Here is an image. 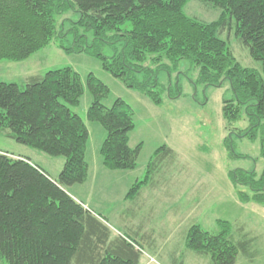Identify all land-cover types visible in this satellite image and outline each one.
<instances>
[{
	"label": "trees",
	"instance_id": "trees-1",
	"mask_svg": "<svg viewBox=\"0 0 264 264\" xmlns=\"http://www.w3.org/2000/svg\"><path fill=\"white\" fill-rule=\"evenodd\" d=\"M190 0H0V62H20L46 48L58 36L57 21L71 11L79 15L76 25L92 30L93 46H82L80 36L65 52H88L100 59L103 68L129 89L149 97L155 105L163 99L158 71L145 64L168 60L174 67L189 61L201 69L199 81L220 86L229 81L233 100H224L223 114L237 122L246 114L253 125L244 137L262 133L264 156V75L243 67L227 41L219 34L236 23L237 38L249 48L264 74V0H201L222 10L217 21L204 23L188 17L184 8ZM130 25V28L127 27ZM61 39V38H60ZM101 41L124 42L112 58L98 49ZM93 48L94 51L90 52ZM144 79L140 80L139 75ZM93 96L88 120L107 131L101 154L106 168L133 171L138 167L141 146L130 147L135 113L124 100L112 107L103 101L110 89L96 76L87 77ZM179 88V86H178ZM84 86L71 68L30 77L25 89L16 83L0 82V133L21 145L51 157L64 158L57 180L24 157L0 151V264H139L141 254L125 238L109 242V229L66 188L86 183L90 133L84 120L71 107L81 103ZM167 154L173 152L167 147ZM160 150V151H161ZM158 151V153L160 152ZM160 165L152 162L149 177ZM136 183L127 198L140 194L149 181ZM236 187L246 186L252 196L238 192L242 203L264 202V172L230 173ZM220 232L211 234L193 226L187 248L209 255L213 264H236L245 244L231 239L232 227L219 222Z\"/></svg>",
	"mask_w": 264,
	"mask_h": 264
},
{
	"label": "rangeland",
	"instance_id": "rangeland-1",
	"mask_svg": "<svg viewBox=\"0 0 264 264\" xmlns=\"http://www.w3.org/2000/svg\"><path fill=\"white\" fill-rule=\"evenodd\" d=\"M184 12L204 23L217 21L222 14L221 9L201 0H190ZM78 20L79 15L74 11L59 17V38L56 36L46 48L24 61L0 62V82L19 83L22 89L26 87L23 80L31 75L43 77L49 71L65 68L80 75L84 94L79 106L70 109L84 120L90 133L89 174L86 183L75 185L70 191L85 201L92 212L105 217L107 220L101 219L115 234L126 233L124 223L132 213L128 210L131 206L135 212L139 211V217H151L153 227L163 230L168 243L154 252L156 263L147 257L150 252L142 249V256L150 264H213L209 255L187 248V236L193 226L218 234L220 221L231 225V239L235 244H245L246 250L239 253L236 264H264V202L241 204L238 192L249 196L252 193L246 186L236 187L230 179V173L236 170L254 171L260 179L264 172L262 133L258 131L255 139L244 137L253 125L246 114L237 122L224 118V100L234 99L229 81L220 86L201 83V69L189 61L180 62L176 68L168 60L155 64L150 58L145 66L158 71L157 91L163 99L161 105H155L149 97L129 89L105 71L100 59L92 53H68L60 48L61 44L70 48L78 36L82 38L79 40L82 46L94 45V32L76 25ZM235 30L234 21L233 26L219 36L228 42L243 67L263 76L261 63L251 58L249 48L237 38ZM98 49L112 58L123 51L124 42L101 41ZM90 74L110 89V96L103 101L105 106L112 107L117 99H122L134 110L135 129L130 136V147L141 146V154L138 167L133 171H112L104 165L101 149L107 131L87 117L93 103L87 87ZM138 78L143 80L144 76L141 74ZM7 134V131L0 133V151L10 156L29 157L38 164V156L58 160L17 143ZM163 147L171 149L173 154L161 150ZM152 160H157L160 168L149 177ZM147 176L149 181L142 187V197L132 203L133 198H127L129 193Z\"/></svg>",
	"mask_w": 264,
	"mask_h": 264
},
{
	"label": "crops",
	"instance_id": "crops-1",
	"mask_svg": "<svg viewBox=\"0 0 264 264\" xmlns=\"http://www.w3.org/2000/svg\"><path fill=\"white\" fill-rule=\"evenodd\" d=\"M34 76H39V75H31V76L25 77V80H23V84H24V81L26 83V81L30 77H34ZM16 84H18L20 86L19 83H16ZM11 156L14 157L15 155H11ZM15 157L16 158L24 157V158L31 160V162L35 165H38L40 167L43 166L41 168H43L51 176V178L54 180L58 179V177H59L60 173L62 172L64 165H65V159L62 160L61 158H56L58 160H49V158H45V156H38L40 159V163H39L40 165H39L38 163H35V161L30 159L29 157H25L22 155L15 156ZM73 189H75V186L66 188V191L75 200H77L79 203L83 204V206L87 210H89L97 219H99L109 229V231H110L109 242H115L120 238H125L128 242L134 244L136 250L140 251L141 258H140L139 264H143V263L144 264H150L147 261V259L142 256V252H144L143 250L150 252L149 254H146V255H147V257H150L153 260V263L157 262L155 259H153L157 256L156 254H154V252L161 250L168 243V239H167V237H164L163 230H159V229L156 230V228L153 227V223L151 222V217H148V218L139 217L137 215L139 211L135 212L131 206L128 210L132 213L129 214V217H127V219H126V223H124L126 233H122V231H118L115 234L112 230H110L108 224L105 221H103V219H101V218H105V217L100 216L98 213L92 212L89 209L87 203H85V201H82L81 199L76 197V195H74L72 193V191H70ZM142 192L143 191H141L138 196H136L132 199V203L135 204V202H137L139 200V198L142 197ZM159 198H160V195H159ZM240 203L243 204L242 202H240Z\"/></svg>",
	"mask_w": 264,
	"mask_h": 264
}]
</instances>
